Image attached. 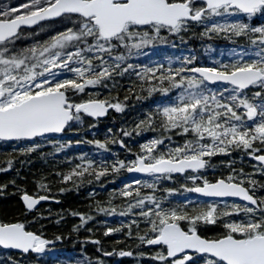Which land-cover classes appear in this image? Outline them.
<instances>
[{
	"label": "snow or ice",
	"instance_id": "1",
	"mask_svg": "<svg viewBox=\"0 0 264 264\" xmlns=\"http://www.w3.org/2000/svg\"><path fill=\"white\" fill-rule=\"evenodd\" d=\"M254 20L264 21V0H0V142L25 145L18 148L20 154L45 143L55 153L87 143L105 152L111 151L109 144H119L130 154L123 159L113 154L111 161L86 154L79 162L68 158L72 166L52 173V179L33 174L32 190L17 183L26 179L18 172L0 183V196L11 187L20 202L15 214H0V250L40 257L65 238L61 234L49 240L43 224L34 228L46 219L37 206L55 199L53 180L64 193L72 190L70 184L78 190L85 182L99 183L101 177L127 172L150 179L133 176L113 190L106 204L96 201L95 211L130 216L127 223L106 226L103 235L122 233L126 240L137 241V251L97 247L103 256L136 255L150 264H264V23ZM189 32L208 41L226 40L233 47L210 62H202L194 52L175 65L170 60L167 66L131 62L144 49L170 38L183 40ZM125 76L134 77L124 89L127 93L139 98V88L167 99L134 125L137 136L159 135L139 143L136 152L124 139L132 131L123 127L118 136L109 128L103 140L63 135L78 132L85 117L98 120L110 109L123 112L127 105L111 93L123 87L117 78ZM170 92L173 97H168ZM173 135L181 142L174 143ZM233 152L240 154L242 164L244 157L254 161L250 172L235 167ZM213 156L229 159L226 171L210 180L204 173ZM12 167L8 159L0 172ZM177 175L191 182V187L180 185L184 192L209 199L174 203L170 197L177 189L162 182ZM117 195L123 201L118 213L113 204ZM71 215L79 219L73 232H92L86 227L92 215ZM84 242L101 245L92 236ZM0 264L22 261L4 255ZM64 264L93 262L82 255L70 256ZM95 264L104 261L96 258Z\"/></svg>",
	"mask_w": 264,
	"mask_h": 264
},
{
	"label": "trees",
	"instance_id": "2",
	"mask_svg": "<svg viewBox=\"0 0 264 264\" xmlns=\"http://www.w3.org/2000/svg\"><path fill=\"white\" fill-rule=\"evenodd\" d=\"M118 79V84L123 86L119 87L117 91L120 93L121 99L125 95L129 96L130 100H138L143 97L144 98V93L141 92L139 88L136 89L138 93H140L139 98L136 97L135 93L129 94L127 93L124 89V82L125 80L123 78H117ZM132 84V83H131ZM147 93V92H146ZM150 95L147 93V98ZM138 103V101H136ZM140 103V102H139ZM156 102L153 98V102L149 103L146 107V111H154L156 108ZM138 109V108H137ZM142 113L140 109H138V114L132 115L133 117L139 116V114ZM144 113H146L144 111ZM94 124L95 127L89 128V124ZM114 123V122H112ZM110 123L109 128L112 129V134L114 136H118L119 133H117V128L113 126V124ZM107 128H103L100 124H96L94 122L89 121L88 119L85 121V124H83L80 127V130L78 132L75 131H69V134L67 137L72 138V139H83V140H92V139H105L107 133ZM159 135V132H151L148 134V132H141L139 136L143 137L145 136L144 140L139 142L142 143L145 141L147 138H151L153 136ZM132 138L138 137L136 135V132H132ZM181 137L177 135H173V141L178 142ZM131 148L132 152L138 151L139 143H135V140L132 139V141H125ZM48 147L47 144L44 145L43 151ZM109 148L111 149L110 152H105L103 150H98L95 148L94 145L87 144V143H81L80 145H74L72 148H66L62 150L61 153H48L41 155V153H38L37 151L28 153V154H20L18 153H13L9 152L7 146H2L0 145V167H5L6 166V161L8 159H12L13 161V167L9 171H11V174H0V183L7 182L8 180H11L17 176V172L19 173V176L25 177V180H17V183L19 184H25L29 190L33 189V184H32V178L33 174L36 176H40L41 174L48 175L49 179H52L51 174L56 172V171H67L68 168L70 167V162L68 161V158H72L74 160L75 158H78L81 154H86L89 156V158H95L96 160H100V158H115L113 154H118L119 158H124L125 156L130 155L128 152L125 150L121 149L119 145L116 144H109ZM47 150V149H46ZM54 155L58 160H61L62 163L68 167L64 168L61 163H56L57 161L54 159H50L48 155ZM240 155L237 152H233L231 159L236 158V156ZM215 159V162L217 164H221V161H224L225 164H227V160L229 159L228 157L224 156H213ZM234 160V159H233ZM235 161V167H237L238 161ZM221 166V165H218ZM239 168V167H238ZM244 169L245 171L250 172V166L244 164ZM221 171H226V168L221 169ZM12 172H15L14 174ZM96 183L95 180L91 184L85 182L82 186H80V189H76L74 185H68V187L72 188L71 191H65L64 193H59L57 189L61 186L58 182L54 181L52 182V194L53 195H59L60 198L58 200V204L53 206L50 205L48 209H46L43 212V216L46 217V219H43L40 221L39 224L34 225L35 229L40 228V224L44 225L43 228V234L47 239H53L54 236L56 235H63L65 240H70L73 235H72V230L70 228V220L67 218L70 217L69 214H71L72 211H79V212H85L89 211L90 215L94 217V219L91 221L92 224L94 225V229H92V232L90 233V236L94 238H98L101 241V247L111 249V242L112 241L110 238L107 236L103 235V232L101 233L99 228L102 227L101 223L99 222H94L95 219H98L97 217H101V213L95 211V203L96 201H100L104 204L108 201L106 197L103 195H99L96 198H90L89 196L85 195V200L83 198V191L82 187L85 186V184H88L90 186L94 185ZM20 206V202L18 199V195H13V189L8 190V194L4 196H0V214H3L5 212L9 214H15V210L18 209ZM123 206V201L121 202V207ZM97 213V216H96ZM40 214V213H39ZM60 220V223H57L56 221L58 219ZM128 217L130 216H122V221L125 223L128 222ZM131 218V217H130ZM92 226V225H91ZM98 228V229H97ZM63 239V240H64ZM120 240L121 242L127 241L122 233H120ZM71 242V241H70ZM126 248V245H124V249Z\"/></svg>",
	"mask_w": 264,
	"mask_h": 264
},
{
	"label": "flooded vegetation",
	"instance_id": "3",
	"mask_svg": "<svg viewBox=\"0 0 264 264\" xmlns=\"http://www.w3.org/2000/svg\"><path fill=\"white\" fill-rule=\"evenodd\" d=\"M55 201H57V198H55L54 199ZM55 201H53V206L55 205V204H57ZM55 202V203H54ZM115 248L117 249V250H119V248H118V244H115ZM53 251H55V249L53 250ZM108 251V250H107ZM109 251H112V250H109ZM116 257H118L117 255H113V256H111V257H107V263L108 264H118L119 263V260H116Z\"/></svg>",
	"mask_w": 264,
	"mask_h": 264
},
{
	"label": "rangeland",
	"instance_id": "4",
	"mask_svg": "<svg viewBox=\"0 0 264 264\" xmlns=\"http://www.w3.org/2000/svg\"><path fill=\"white\" fill-rule=\"evenodd\" d=\"M3 3H9V2H12L13 4H16V3H19V2H22V0H2Z\"/></svg>",
	"mask_w": 264,
	"mask_h": 264
},
{
	"label": "water",
	"instance_id": "5",
	"mask_svg": "<svg viewBox=\"0 0 264 264\" xmlns=\"http://www.w3.org/2000/svg\"><path fill=\"white\" fill-rule=\"evenodd\" d=\"M43 202V201H42ZM41 203V202H40Z\"/></svg>",
	"mask_w": 264,
	"mask_h": 264
}]
</instances>
